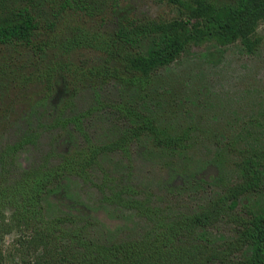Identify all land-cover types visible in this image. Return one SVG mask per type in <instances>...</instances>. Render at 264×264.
Returning a JSON list of instances; mask_svg holds the SVG:
<instances>
[{"label":"rangeland","instance_id":"rangeland-1","mask_svg":"<svg viewBox=\"0 0 264 264\" xmlns=\"http://www.w3.org/2000/svg\"><path fill=\"white\" fill-rule=\"evenodd\" d=\"M94 2L97 14L66 11L52 33L0 47V226L19 212L29 226L22 233L37 227L47 238L49 258L105 260L112 257L92 239L127 240V250L159 255L165 239L173 249L195 243L184 217L216 207L211 248L237 259L243 248L230 244L245 218L240 208L263 213L264 195L243 194L230 208L206 182L220 175L218 147L251 119L264 126V24L254 54L240 43L218 54L204 42L142 76L126 70L128 51H107L114 30L125 18L169 22L180 8L160 0ZM130 115L148 121V138H127ZM166 141L180 153L156 148ZM55 175L61 184L40 199ZM82 208L89 219H78ZM17 235L0 227L4 252Z\"/></svg>","mask_w":264,"mask_h":264},{"label":"trees","instance_id":"trees-1","mask_svg":"<svg viewBox=\"0 0 264 264\" xmlns=\"http://www.w3.org/2000/svg\"><path fill=\"white\" fill-rule=\"evenodd\" d=\"M160 1L177 5L181 16L162 23L125 18L118 23L108 44L107 51L111 55L124 50L129 52L125 57L126 70L132 74L149 76L175 62L191 46L204 42H213L218 54L223 53L221 47L235 43H240L247 54H254L260 43L256 30L264 24V0ZM70 10L88 15L101 11L94 0H0V47L17 48L37 41L43 34L52 33L56 19ZM41 47L39 45L38 48ZM128 120L127 138L142 141L149 137L148 121L132 115ZM158 143L156 148L159 151L172 156L180 153L176 142ZM213 163L220 175L212 176L211 182L206 183L222 191L219 200L230 208L237 206L239 196L243 194L264 195L262 122L258 118L249 120L232 140L218 147ZM53 180L56 184L53 182L45 187L40 199L46 198L61 184L56 175ZM83 211V208L78 211V219ZM240 211L245 218L239 223L238 236L230 245L243 248V252L234 260L219 253L217 248H211L216 240L212 239L208 230L218 216L216 207L184 217L188 230H193L195 243L173 249L169 240L165 239L157 249L159 255L127 250L125 247L132 243L127 240H110V244H103L104 238L92 239L96 245H104L103 250L112 257L105 260L96 257L83 260L49 258L47 238L37 227L22 233L29 226L17 218V212L9 223L1 222L3 233L17 232L18 235L6 252L2 248L3 236H0V264H264V212H255L246 203ZM84 216L88 218V215ZM60 221L64 223V219ZM177 236L175 233L174 237ZM31 246L36 249L31 251ZM208 249L212 253L208 254ZM215 253H219L220 257Z\"/></svg>","mask_w":264,"mask_h":264}]
</instances>
